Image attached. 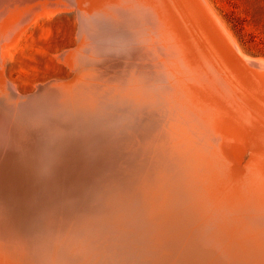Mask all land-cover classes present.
Here are the masks:
<instances>
[{
  "label": "bare ground",
  "instance_id": "obj_1",
  "mask_svg": "<svg viewBox=\"0 0 264 264\" xmlns=\"http://www.w3.org/2000/svg\"><path fill=\"white\" fill-rule=\"evenodd\" d=\"M98 1L109 4L115 10L110 14L116 15L102 24L91 22L90 28L89 21L73 11L81 46L66 51H91L92 68L100 67V139L77 156L42 158L30 153L24 155L26 162L1 161V187L37 195L42 202L38 211L47 215L83 212L86 224L100 236V257L111 264H264V164L228 177L236 190L222 201L215 191L216 197L208 193L213 189L202 174L192 182L182 181L174 169L179 151L170 150L168 156L161 141L156 142L160 120L186 145L182 157L195 162L216 153L202 145L206 142L200 134L210 139L211 134L192 129L186 121L194 119L191 114L197 108L187 111L179 87L171 81L170 53L153 15L142 9V0ZM56 7L43 0H0L1 61L12 44L3 34L17 16L45 14L59 10ZM59 59L67 64L64 51ZM19 92L9 79L0 98V157L13 149L6 148L3 135L12 115L7 105ZM241 151L233 149L239 159Z\"/></svg>",
  "mask_w": 264,
  "mask_h": 264
},
{
  "label": "water",
  "instance_id": "obj_2",
  "mask_svg": "<svg viewBox=\"0 0 264 264\" xmlns=\"http://www.w3.org/2000/svg\"><path fill=\"white\" fill-rule=\"evenodd\" d=\"M43 1L59 10L67 7L81 13L89 27L91 22L102 24L116 15L109 4L97 0ZM142 3V9L153 15L170 53L171 81L179 87L187 111L197 108L191 114L194 119L186 121L192 129L211 134V139L200 134L207 143L202 145L216 153L199 162L182 157L181 148L186 145L177 142L171 127L161 120L156 142L161 141L168 156L170 150L179 151L174 169L182 181L192 182L202 174L213 189L208 193L215 196L216 192L222 201L236 190L233 182L227 183L228 177L264 164V59L240 48L206 0ZM81 39L77 30L78 43L67 48L75 49ZM90 52L64 51L67 76L43 81L7 103L12 115L8 116V134L3 136L6 148L13 149L5 155L2 152L0 162H21L30 153L42 158L77 156L96 145L100 139V67L92 68ZM3 65L0 59V98L9 80ZM235 148L242 150V159L234 155ZM37 204H42L37 195L10 192L0 185V264H111L100 257V236L94 226L86 224L83 212L55 211L52 216L38 211Z\"/></svg>",
  "mask_w": 264,
  "mask_h": 264
},
{
  "label": "rangeland",
  "instance_id": "obj_3",
  "mask_svg": "<svg viewBox=\"0 0 264 264\" xmlns=\"http://www.w3.org/2000/svg\"><path fill=\"white\" fill-rule=\"evenodd\" d=\"M209 1L241 48L264 58V0ZM6 28L3 35L12 44L3 70L21 92L34 89L39 82L70 73L59 54L78 42L73 11L20 14Z\"/></svg>",
  "mask_w": 264,
  "mask_h": 264
}]
</instances>
